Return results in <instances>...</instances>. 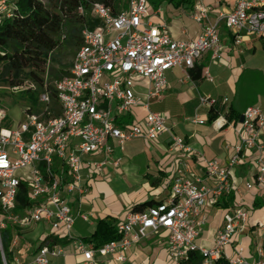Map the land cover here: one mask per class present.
<instances>
[{"label":"built area","instance_id":"2783aa9c","mask_svg":"<svg viewBox=\"0 0 264 264\" xmlns=\"http://www.w3.org/2000/svg\"><path fill=\"white\" fill-rule=\"evenodd\" d=\"M15 1L0 0V15L10 17ZM77 12L84 17L82 42L68 74L53 82L60 114L53 116L48 111L51 96L45 86L39 96L43 105L40 111L25 109L23 121L12 128L1 126L6 114L0 107V230L8 223L25 227L40 221L56 231L62 227L88 264H94L95 252L122 263L126 249L149 233L161 231L166 232L165 264H184L192 252L200 255V264H264V219L256 225L261 243L254 256L245 257L236 246H232L230 256L226 255V246L248 219L241 201L223 212L222 225L210 245L198 243L205 219L201 215L203 207L235 190L232 171L250 150L255 152L257 170L245 187L259 189L264 199V143L260 139L264 112L257 105L244 110L242 122L235 126L239 142L228 146L231 154L225 162L201 155L208 179L204 183L186 176L195 151L173 132L162 113L151 109V104L163 96L168 70L177 67L183 79H189L188 70L206 51H211L213 60L220 59L219 26L233 35L237 47L243 43V31L264 37V0H234L231 11L218 12L213 20L209 19V8L197 0L190 17L200 33L191 40L174 39L166 25L154 24L148 0H114L112 7L93 2L88 7L79 5ZM203 77L213 80L207 70ZM25 86L34 88L25 81L11 89ZM198 98L199 105L208 109L227 102L226 97L217 100L201 94ZM190 121L204 124L206 119L195 114ZM212 123L216 129L228 124L221 114ZM163 134L168 136L170 149L182 155L167 182L168 198L141 211L127 212L117 224L121 235L118 240L95 247L72 236L75 217L62 192H84L83 156L102 152L109 159L113 151L109 141L123 148L129 140L154 141ZM112 161L114 166L119 163L118 158ZM88 164L100 173L105 161ZM21 184L26 186L32 205L17 213ZM81 218L87 220V215ZM64 254L60 246L43 245L35 250L32 263L49 264L52 258ZM0 258L2 264H8L1 239Z\"/></svg>","mask_w":264,"mask_h":264},{"label":"crops","instance_id":"0c3cea01","mask_svg":"<svg viewBox=\"0 0 264 264\" xmlns=\"http://www.w3.org/2000/svg\"><path fill=\"white\" fill-rule=\"evenodd\" d=\"M209 8V19L213 20L218 12H228L233 8L234 0H201ZM197 0L175 6L166 0H152L149 6V15L154 24H164L170 36L178 40H191L200 33V27L195 23L183 28L176 16L166 15L163 5L173 8L190 7ZM220 44L222 46L219 60L211 58V51H206L201 60L188 70L189 79H183V72L174 67L166 72L167 86L160 100L151 104V109L162 113L175 134L184 138L185 142L195 151L189 160L187 177L200 179L207 183V175L202 156L208 159H217L225 162L231 154L228 146L239 142V135L235 126L240 122L244 110L252 105H257L264 112L263 94L249 96L245 83L250 82V76L246 74L245 67L240 62L241 46H235L233 35L220 26L218 29ZM207 70L212 76V81L203 77ZM183 79V81H181ZM257 79V78H255ZM210 95L217 100L226 97L218 115H224L229 110L232 119L221 129H216L212 122L208 121L209 109L199 105V95ZM219 105V103L217 104ZM216 105V106H217ZM197 114L206 119L204 124L192 123L190 118ZM217 115V117H218ZM238 116L237 122L234 118ZM242 135V134H241ZM264 143V129L260 134ZM112 153L106 159L104 153L97 152L83 156L81 179L84 192H62L68 201L73 215L74 223L70 234L74 237H88L96 227L100 219H108L117 226L126 213L135 205L151 201V206L168 198V180L174 174L177 161L181 154L170 149L168 136L163 134L154 141L136 138L127 141L123 148H119L114 141H109ZM118 158L117 166L113 165ZM102 162L105 164L101 172L92 171L89 162ZM255 152L250 150L241 163L233 169V181L235 190L229 195L221 197L215 203H207L201 215L205 218L201 225V233L205 236L200 243L210 245L217 229L222 225V214L232 208L238 201L246 207L248 219L244 229L239 228L233 235L232 243L226 246V255H231L232 246L242 249L245 257L254 256L256 248L261 243L257 231V223L264 219L263 192L257 188L247 190L246 182L251 181L256 173ZM260 204L254 207V203ZM87 215V220L81 215ZM17 238L11 243L12 262L10 264H33L32 258L38 243L47 237H56L64 241L54 245L64 249L65 254L52 258L49 264H88L84 260L72 242L66 237L65 230L53 229L46 221L32 222L21 227ZM200 239V237H199ZM166 232L149 233L146 238L131 245L124 251L125 260L122 263L115 262L110 256H101L94 253V264H165L166 262ZM92 244V243H91Z\"/></svg>","mask_w":264,"mask_h":264},{"label":"trees","instance_id":"16d2710c","mask_svg":"<svg viewBox=\"0 0 264 264\" xmlns=\"http://www.w3.org/2000/svg\"><path fill=\"white\" fill-rule=\"evenodd\" d=\"M166 1L179 6L185 2L190 3L192 0ZM93 2H100L111 7L114 5V0H16L10 17L0 15V77L4 82L9 87L22 85L25 81L32 83L35 89L28 88L25 91L26 94L28 93L27 98L31 104L37 102L35 94L41 93L44 86L49 91L51 99L56 101L53 85L48 84L47 76L50 75L57 80L61 78V75L57 76L53 70L47 71V59L62 44L64 48L78 49L82 42L81 29L84 17L77 12V7L79 5L88 7ZM150 2L152 0H148L149 6ZM67 74L66 71L62 76ZM221 107L219 104L209 109V122H213ZM26 109L32 108L27 107ZM48 111L53 116L60 114L59 107L56 108L54 105ZM231 115V111L228 110L226 118L231 120ZM237 120L238 116L234 118L235 122ZM31 205L26 194V186L21 184L15 212L27 210ZM149 206H151V201H146L135 205L131 211H141ZM259 206V203H254V207ZM20 228L8 223L0 230V239L8 264L12 262L11 243L16 233L19 234ZM120 237L115 224L108 219H100L94 232L82 239L98 247L112 240H118ZM63 242L56 237H47L38 243L36 250L43 245ZM200 259L198 253L192 252L184 264H200ZM0 264H2L1 258Z\"/></svg>","mask_w":264,"mask_h":264},{"label":"rangeland","instance_id":"374dc122","mask_svg":"<svg viewBox=\"0 0 264 264\" xmlns=\"http://www.w3.org/2000/svg\"><path fill=\"white\" fill-rule=\"evenodd\" d=\"M163 9L166 11L165 14H172L176 16L179 23L183 28L187 29L188 25H194V21L189 18L192 13V8L190 7H178L173 8L167 4L163 5ZM220 27V26H219ZM219 29V28H218ZM243 35V45L241 46L242 52L240 54V62L245 67L246 74L250 77V82H246L245 88L249 91V96L253 94H263L264 91V38L254 35L246 34L244 31L241 33ZM76 50L64 48L62 44L61 47L50 54L46 62L47 71L53 70L56 75H63L64 72H68L70 65L72 63L73 57ZM257 78V79H255ZM53 79L50 75L47 76V82L53 85ZM28 87H24L19 90H13L9 87L4 80L0 77V107L4 110L7 118L1 123V126L12 128L18 125L24 119L23 111L27 107H31V110L40 111L43 107L42 103L39 101V96L41 93L35 94L37 102L31 104L28 101V93L26 90ZM34 90V88H29ZM32 105V106H31ZM58 107L55 100L50 98V104L48 107ZM205 236V231L198 239L200 243L201 238Z\"/></svg>","mask_w":264,"mask_h":264},{"label":"water","instance_id":"95a60500","mask_svg":"<svg viewBox=\"0 0 264 264\" xmlns=\"http://www.w3.org/2000/svg\"><path fill=\"white\" fill-rule=\"evenodd\" d=\"M242 120H243V117L241 116L240 119H239V121L242 122Z\"/></svg>","mask_w":264,"mask_h":264}]
</instances>
